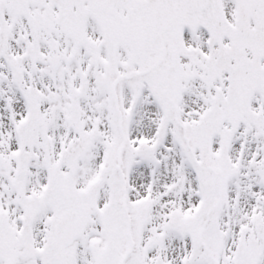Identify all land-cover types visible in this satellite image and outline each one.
<instances>
[{
    "label": "snow or ice",
    "instance_id": "obj_1",
    "mask_svg": "<svg viewBox=\"0 0 264 264\" xmlns=\"http://www.w3.org/2000/svg\"><path fill=\"white\" fill-rule=\"evenodd\" d=\"M0 264H264V0H0Z\"/></svg>",
    "mask_w": 264,
    "mask_h": 264
}]
</instances>
